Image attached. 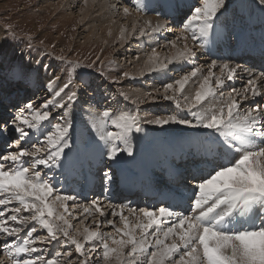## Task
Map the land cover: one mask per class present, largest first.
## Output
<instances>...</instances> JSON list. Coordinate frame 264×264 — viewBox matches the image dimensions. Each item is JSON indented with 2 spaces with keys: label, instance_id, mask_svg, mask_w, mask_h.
I'll list each match as a JSON object with an SVG mask.
<instances>
[{
  "label": "snow or ice",
  "instance_id": "1",
  "mask_svg": "<svg viewBox=\"0 0 264 264\" xmlns=\"http://www.w3.org/2000/svg\"><path fill=\"white\" fill-rule=\"evenodd\" d=\"M256 6L264 13V0H256ZM135 7L143 12L149 5L135 0ZM152 7L174 10L178 5L175 0H156ZM228 9L229 0H201L183 23L184 34L168 41L167 46L175 51L162 57L153 47L138 75L166 73L174 62L195 57L194 49L210 52L214 31L223 25L221 18ZM122 11L125 17L131 15L128 7ZM157 15L163 16L164 12L158 11ZM161 31L172 29L166 23L153 24L145 19L134 23L131 30L122 26L118 40L127 42L133 36ZM189 39L192 47L187 43ZM177 41H184L183 47ZM94 66L95 62L87 65ZM70 67L72 72L62 85L57 84L60 77L45 83L49 98L38 105L28 101L22 107L16 106L14 115L0 127V138L16 134L0 153V240L8 264H61L62 260L64 264H264V70L250 73L241 88L232 86L225 92V86L237 79L242 66L212 59L206 72L203 65L193 67L180 78L141 96L119 93L137 108L161 99L171 101L174 114L141 119L138 113L116 114L109 107L93 117L90 129L110 161H116L121 153L134 155L130 140L134 133L144 132L143 124L203 129L222 138L223 151L207 173L191 176L186 210L177 211L166 204L132 207L109 202L108 218L103 200L97 197L81 205L76 195L58 192L54 176L45 171L65 166L68 150L73 147L72 109L92 88L90 74L81 72L78 75L83 91L77 89L73 73L79 65L70 62ZM32 71L21 61L13 67L11 76L28 84ZM97 71L105 75L102 62ZM123 78L135 77L125 71L112 82L119 83ZM190 82H198L191 97L185 92ZM249 100L254 103L242 110ZM111 180L108 169L103 173V182L107 185ZM80 207L88 215L98 214L95 228L83 226L81 230L79 225L84 222L74 211ZM101 225L111 227L113 232L101 231ZM42 245L59 246L64 251L57 250L46 258L48 248Z\"/></svg>",
  "mask_w": 264,
  "mask_h": 264
},
{
  "label": "rangeland",
  "instance_id": "2",
  "mask_svg": "<svg viewBox=\"0 0 264 264\" xmlns=\"http://www.w3.org/2000/svg\"><path fill=\"white\" fill-rule=\"evenodd\" d=\"M193 1L194 2L191 3V0H176L175 2L180 3V9L175 11L176 20L172 18L174 22L170 23L171 18H169V15L171 13L169 14L166 8L153 9L152 6L156 0H144L143 3L149 5V7L145 8L143 12H140V14H142L141 16L147 17L150 15L159 19L160 23H170L168 26L172 29V31H162L160 34L153 35L151 37L133 36L128 39L127 42H121L117 39L111 43H101L99 40L89 39L93 26L99 25V23L101 24V21L97 22L95 19L100 16V13L104 16H109V14H114V12H116L114 14L115 19H111V21H115L117 25L125 27L128 22L127 17L123 15V7H128L130 9L131 15H129V17L131 20H134L135 18L139 20V12L136 10L134 0H96L93 1L92 4V12L88 11V5L90 4H88V1L85 3V0H0V97H3L2 104H5L4 107H0V127H3V122L5 120H9L14 115L16 106L22 107L23 104L28 101H33L38 105L44 99L49 98L51 94L44 88L45 83L55 77H60V80L57 81V84L59 85L66 82L68 79V73L72 72L70 62L71 65H79L76 69V73H73L74 86L77 89L83 91V86L79 83L78 73L86 72L90 74L92 88L87 91L86 95L80 98L78 105L74 106L72 109V116L70 117L73 122L72 143L73 146L78 145V148L76 150L74 149L73 152H70V150L68 151V159L69 161L79 160L82 163H85L86 161L91 164L87 165L88 172L84 173L82 172L86 169L84 164L79 163L75 166H71V171L74 174H79L78 177L80 179L75 177L68 178V176H65L67 174L63 171L61 173L59 170H53L52 172L45 170L50 177L54 176L53 182L56 184L58 192L76 195L78 198L77 203L85 206L90 204L95 197L103 200L105 206L109 202L113 204L131 205V197L134 196L133 194L120 201H115V199H113L114 196H107L108 192L106 190L108 187H111L115 189L114 195L116 196L118 194L119 197H121V183L118 182H122L124 185L130 184V186L128 185V188L139 186L138 188L142 187L147 190V186L150 188L152 186L153 190L158 191L160 195L167 192L171 194V199L169 198V200H177L185 194L191 195V193H189L191 186L189 187L185 182H188V179L191 178L192 175L199 176L206 174L209 170V166L219 158L223 149L220 145H217L215 141H211L210 143V145H212V149L207 152V158H205L202 154V141L204 143L206 136H208L207 134L213 135L220 141L222 140V138H218L216 134L210 133L208 130L188 129L187 127L178 126V131H168L164 133L163 130H159L161 128L158 126L154 125V128L151 129L147 128L145 124H143L144 132L139 134L134 133L131 137L132 140H134L133 138H136V142L134 140V143L139 145L144 144L141 147V151L139 152L136 160L131 163L129 161L134 160V155L132 157H128L126 154L121 153L120 157L116 161H110L103 155L105 151L104 147L94 139V134L90 129L92 118L98 116L99 112L104 108L109 107L116 114H119L120 111L135 114L134 112L137 111L139 113L141 112L140 114L144 116L145 112H147L150 107L161 109V111H155L159 117H161V115L166 116L176 113L174 104L171 101H164L161 99L157 102L145 103L137 108L135 105L131 104L130 101H124L119 96V93L124 91L129 93L134 98V93L130 90L139 87L138 89L144 91L145 93L150 89V91H153L156 88L162 87L160 76L157 75V73L153 75L145 74L143 76L145 78H140V76H138L139 70L137 71L136 67L139 65L138 63L140 59H146L147 54L150 53L153 47L157 46V51L163 56L171 54V49L170 47H167L166 43L170 40H175L177 37L184 34L183 30L181 32L178 30L183 28V23L187 16L190 15L192 9L199 6L201 2V0ZM160 2L163 1L160 0ZM112 4H115L116 7H111ZM184 4H191V6L190 8L183 7ZM117 10L119 13H122L119 17ZM107 11L109 13H105ZM158 11H163L165 17L163 18L160 15H157ZM255 17L256 19L253 20ZM248 18H252V20ZM221 20L223 21V25L218 27L215 31L218 35L217 37L222 41L221 43L209 46L210 52L206 51L210 55L209 60L205 62L202 61L200 58L204 57L206 54L201 53L200 51L202 50L195 49L199 51L196 53V57L193 59L186 58L187 60L183 62L185 65H182L183 63L178 65L180 64L179 62H177L178 64L175 66L169 65V70L165 73L168 82L180 78L183 73L188 72L193 67L201 65L206 67L212 59H217L221 62L227 61L233 65L237 63L240 65L245 64L246 62L244 61L243 63L242 59H239L238 56L234 57L233 60L228 58V55L236 54L238 51L244 52V54H248L249 52H258L262 55V52H264V49H262L264 46V13H262L256 6V0H229L228 12L225 17L221 18ZM126 26V28L131 30L132 25ZM175 30L178 32L175 33ZM153 37H156L158 41L163 42L164 45L158 46L155 42L157 40L150 39ZM190 42H192L191 39H189V43ZM239 42L244 43L246 46L245 51L237 50L238 48L235 46ZM177 43L179 45L181 41H178ZM158 44L161 45L160 42H158ZM191 45L190 47H192ZM222 45L224 46L221 48ZM179 47L183 46L179 45ZM216 49H221L220 52L224 51V56ZM137 55L140 57L139 60L135 59ZM61 56L65 59H59ZM97 57H99V60H97ZM21 61L24 65H30L33 69L31 73V81L28 84L19 83L12 79L11 76L13 67L19 66ZM91 62H95V66L91 68L87 67V65ZM101 62L102 70L105 73L104 76H101L99 71H97L98 68H101ZM260 65H262V63ZM245 66L247 67L246 70H250L247 65ZM205 67L203 70L206 72L207 68ZM173 68H175V70L171 72ZM125 71L131 73L135 78H123L119 80V83L112 82L115 78L121 77ZM250 73L254 74L249 71L245 72L241 67L238 72L237 79L226 85L223 91L227 92L232 86L237 89L241 88L246 83ZM38 79L41 81L40 83L38 82ZM240 80H242V82H239ZM147 82H151L152 87L147 86ZM192 86L196 88L198 84H196V82H190L185 89L186 94L190 97L194 95L191 88ZM82 99L87 103V106L94 107L93 111H87L81 107L85 106L83 101H81ZM207 103L208 102L206 101L205 104ZM253 103L254 101L249 100L245 102V105L248 106ZM245 105L242 106V110ZM95 107L97 110H95ZM115 108L120 110H116ZM164 110L168 113H164ZM80 112L82 113L80 114ZM180 115H185V113L181 112ZM142 119H145V117H142ZM175 133L178 134L176 138H173ZM15 135V133H11L7 139L0 138V149L5 150L6 143L8 140L15 139ZM140 138L144 142L148 143H143L140 141ZM79 147H81L79 151L80 154L77 152ZM185 149L195 151V154L192 153L191 156L186 155ZM2 150H0V153L3 152ZM174 150H182L179 157L176 156L175 158L173 153ZM135 156H137V154ZM139 158L143 161L144 165H137ZM125 161H128L129 163L124 164ZM96 165L106 166L102 168L103 170L106 168L105 171L108 168L114 169L112 180L109 183L112 184L110 186L108 184L105 185L102 177L99 178L95 191L94 188L93 190L92 188L91 190L82 189V187L87 186L88 184L91 186L92 183H94L92 178L95 179L97 176H101L105 172L102 169H96ZM121 166L127 167L121 168L122 170L119 176L118 168ZM148 166H151V169L153 168L151 173H149ZM182 167L185 169L184 172L182 171L183 169H181ZM61 170L62 169H60V171ZM178 171H182L180 175V172ZM140 173L142 176L136 178L135 176H138ZM85 174L91 178H86ZM117 176H119V179H117ZM163 176H165V179ZM152 178L155 181L152 182ZM178 178L181 191L179 189L175 191V189L172 190L168 188V185H166L168 183H172L170 187L175 188L173 184L178 183ZM188 184L190 185L189 182ZM106 186L108 187L106 188ZM138 190L140 192V197L137 198H140V205L138 204L139 206L137 205L136 207H145L146 204L144 203L146 200L143 199L144 195L141 194V189ZM185 190L189 192H185ZM136 195L134 197H136ZM187 197L189 200L190 196ZM142 199L143 202L141 203ZM152 199L154 200L155 198ZM164 200L165 198L161 200L158 199L157 202H155V204H157L156 207L160 204L163 205V203H165ZM184 202L186 204L185 199ZM167 205H169L168 202ZM187 205L189 204H186V208H182V203L178 201L171 203L169 206L173 207L177 211H182L183 209H187ZM74 210L77 217H79L78 219L84 222L82 226L79 225L81 230L83 229V226H90L92 228L96 227V223L100 219L98 214L88 216L87 213H84L83 207L75 208ZM104 210L109 213L108 218H111V209L104 208ZM116 219L118 220V218ZM129 219L135 223L133 217H129ZM72 223L76 225L77 221L72 220ZM100 230L106 233L113 232L111 227H104L103 225H101ZM2 243L4 242L0 240V264H8L7 258L2 255ZM42 246L48 248V253H45L46 258L54 256L55 252L59 249L60 251H64V249L59 246ZM98 253L102 255V251L99 249ZM72 259H75V255ZM61 264H64L63 260L61 261Z\"/></svg>",
  "mask_w": 264,
  "mask_h": 264
},
{
  "label": "bare ground",
  "instance_id": "3",
  "mask_svg": "<svg viewBox=\"0 0 264 264\" xmlns=\"http://www.w3.org/2000/svg\"><path fill=\"white\" fill-rule=\"evenodd\" d=\"M88 1V4H90V5H88V11H90V12H92L91 10H92V7H93V1H96V0H87ZM163 2H164V0H162ZM176 1V0H175ZM134 2H135V0H134ZM143 2H144V0H143ZM194 1L193 0H191V3H193ZM176 4L178 3V2H175ZM178 5V7L177 8H175L174 10H169V9H167V11L169 12V18H171L170 19V23H173L174 21H173V19L172 18H174L175 20H176V17H175V11H177L178 9H180L179 7H180V3H178L177 4ZM190 6H191V4H184L183 5V7H187V8H190ZM120 7V6H119ZM182 7V8H183ZM70 8V7H69ZM71 9V8H70ZM84 9H85V7H84ZM94 9V8H93ZM87 11V12H88ZM86 12V13H87ZM117 12H118V17L119 16H121L120 14H122V13H119V11L117 10ZM105 13H109L108 11L107 12H105ZM116 12H114V14H115ZM114 14H109V16H104V15H102V13H100V16H98L95 20L98 22V21H101V24L99 23V25H94L93 26V28H92V32H91V34L89 35V39H96V40H99V42H101V43H111V42H113V41H115V40H117L118 39V37H119V31H120V28L122 27V26H119V25H117V23L115 22V21H111V19L113 20V19H115L114 17ZM93 15V14H92ZM113 15V16H112ZM142 14H140V12H139V20H137V18H135L134 20H131L130 19V17L128 16L127 17V24L126 25H133L134 23H141V22H143V20H145V19H148V20H151L152 22H153V24H157V23H160V20L159 19H157V18H155L154 16H147V17H142L141 16ZM83 16V15H82ZM161 17H165L164 15L163 16H161ZM248 19H250V20H252V18H248ZM254 19H256V17L255 18H253V20ZM94 21V20H93ZM166 21H167V19H166ZM252 22V21H251ZM250 22V23H251ZM168 23V22H167ZM170 23H168L167 25H169ZM161 24H165L164 22H161ZM125 25V27H127ZM131 27V26H130ZM182 28V27H181ZM183 30V28L181 29V30H178V31H182ZM177 30H175L174 32L176 33V32H178ZM162 32V31H161ZM109 33H111V35H109ZM170 33V32H169ZM158 34H160V32L159 33H155V34H152V35H149L150 37L151 36H153V35H158ZM218 35H217V33H216V31H214V35H213V37H212V43H210V45H213V44H217V43H221V39L220 38H218L217 37ZM146 37V36H145ZM157 37V36H156ZM156 37H153V38H150V39H154V40H157V38ZM244 37V36H243ZM249 37V36H248ZM88 39V40H89ZM169 39V38H168ZM167 39V40H168ZM153 40V41H154ZM264 41V40H263ZM156 42V44L158 45V46H163L164 44H163V42H161V41H155ZM158 42H160L161 43V45L160 44H158ZM178 42V41H177ZM183 43H184V41H181V43L179 44V45H181V46H183ZM187 43H188V45L190 46L191 45V43L192 42H190L189 43V40L187 41ZM167 44V43H166ZM178 45V46H179ZM209 45V46H210ZM156 46V45H155ZM192 46V45H191ZM224 45H222L221 46V48L223 47ZM157 47V46H156ZM167 47H169V46H167ZM236 48H238L237 50H243V51H245L246 50V46L244 45V43H241V42H239V43H237V45L235 46ZM229 48V47H228ZM262 49H264V46L262 47ZM262 49H260V50H262ZM195 50V49H194ZM217 51H219V53L221 54V55H223V53H225L224 51H222V52H220L221 51V49H216ZM171 52H173V51H175L174 49H171L170 50ZM195 51H197L196 53H198L199 51L198 50H195ZM170 52V53H171ZM201 53H203V54H206V55H204V57H202V58H200V59H202V61H208L209 60V58H210V55H209V53L208 52H206L205 50H202V51H200ZM238 53V54H237ZM236 54H230V55H228V58L230 59V60H233L234 59V57H236V56H238V58L239 59H242V62L244 63V61L246 62L245 64H242L241 66H242V68H243V70L246 72V71H249V72H253L254 74L255 73H258V72H260L262 69H264V52H262V55L260 54V53H258V52H249L248 54H244V52H241V51H238ZM216 54H218V53H216ZM161 55V54H160ZM233 55V56H232ZM162 57H163V55H161ZM224 56V55H223ZM232 56V57H231ZM196 57V56H195ZM194 58V57H193ZM193 58H191V59H193ZM227 58V59H228ZM237 58V59H238ZM199 59V58H198ZM187 59H183V60H179V61H177V62H179L180 64H178L177 62H174L173 64H172V66H175L176 64H178V65H181L183 62H185ZM195 60V59H194ZM198 61V60H197ZM143 63H144V59L142 58V59H140L139 60V65L136 67L137 68V71L143 66ZM248 63H251V64H248ZM262 63V65H260ZM195 64V63H194ZM182 65H185L184 63L182 64ZM197 65V64H196ZM245 65H247L248 66V68H250V70H246L247 69V67L245 66ZM260 65V66H259ZM187 66V65H186ZM206 68V67H205ZM173 70H175V68H173L172 70H171V72L173 71ZM136 71V72H137ZM190 71V70H189ZM136 72H134V73H136ZM38 74H39V71H38ZM153 74H155V73H152V75ZM147 75V74H146ZM157 75H159L160 76V81H161V85L163 84V83H166V82H168V80H167V76H166V74L165 73H157ZM139 76V75H138ZM141 78V77H140ZM143 78H145V77H143ZM35 79V78H34ZM40 79V78H39ZM38 79V82L40 83L41 81ZM138 80V79H137ZM136 80V81H137ZM140 80H142V79H140ZM144 80V79H143ZM141 82V81H140ZM239 82H242V80H240ZM148 84H147V86H151L152 84H151V82H147ZM196 84H198V82H196ZM236 84H240V83H236ZM135 86V85H134ZM133 86V87H134ZM140 86V85H139ZM154 86H156V85H154ZM131 87V86H130ZM152 87V86H151ZM139 88V87H138ZM138 88H136V89H133V90H130V91H132L133 93H134V98L135 97H137V96H141V95H143L144 94V91H142V90H140V89H138ZM192 88V90H193V92H195V90H196V88H194V86H192L191 87ZM29 89V88H28ZM146 89V88H145ZM144 89V90H145ZM151 90V89H150ZM149 90V91H150ZM152 90H153V88H152ZM24 91H26V90H24ZM23 92V91H22ZM87 99V98H86ZM257 99H259V98H257ZM81 101H83V99L81 100ZM83 103H84V105L85 106H81V107H83L85 110H87V111H93V106H87V103L86 102H84L83 101ZM173 105V104H172ZM5 106V104H1L0 105V107L2 108V107H4ZM247 105H245V107H246ZM172 107V106H171ZM96 108V107H95ZM165 108H167V107H165ZM116 110H120V109H118V108H115ZM170 109V108H169ZM175 109V108H174ZM95 110H97V108L95 109ZM157 110H159V111H161V109H157V108H149V110L147 111V112H145V114H144V116H142L139 112H137V111H135L134 113L135 114H139V116L141 117V119H142V117H145V119H150V118H155V117H159V115L158 114H156V112L155 111H157ZM146 111V110H145ZM121 112V111H120ZM144 112V111H143ZM82 112H80V114H81ZM164 113H168V112H165V110H164ZM181 114V113H180ZM162 116V115H161ZM145 126L147 127V128H154V125H150V124H145ZM159 128H161V127H159ZM189 129V128H188ZM159 130H163V132L164 133H166V132H168V131H178V125H168V126H165L164 128H161V129H159ZM156 132H158V131H156ZM146 134H147V132H146ZM177 134L178 133H175L174 135H173V138L175 137L176 138V136H177ZM150 135V134H149ZM208 136H206V138H207V140H206V138H205V141H204V143H203V141H202V145H203V147H202V154H203V156L205 157V158H207L206 157V154H207V152L209 151V150H211L212 148H211V146L212 145H210V143H211V141H215L216 143H217V145H220V140L219 139H216L213 135H211V134H207ZM161 137V136H160ZM170 137V136H169ZM158 138V137H157ZM134 140L136 139V138H133ZM141 139V138H140ZM148 139V138H147ZM152 139V138H151ZM188 139V138H187ZM134 140H130V142L131 143H133L132 145H133V148H134V160H132V161H129V162H133V161H135L136 160V158L138 157V154H139V152L141 151V147L144 145V144H136V143H134ZM138 140H139V138H138ZM154 140V139H153ZM140 141H142L143 143H146V142H144L142 139L140 140ZM173 141V140H172ZM189 141V140H188ZM135 142H136V140H135ZM193 142V141H192ZM138 143H139V141H138ZM148 143V142H147ZM146 143V144H147ZM159 143V142H158ZM157 143V144H158ZM162 143V142H161ZM190 143V142H189ZM163 144V143H162ZM161 144V145H162ZM192 144V143H191ZM159 145V144H158ZM157 145V146H158ZM215 145V144H214ZM78 145H75V146H73L71 149H70V152H73L74 151V149L76 150L78 147H77ZM80 146V145H79ZM83 146H84V144H83ZM193 146V145H192ZM152 147V146H151ZM194 147V146H193ZM198 147V146H197ZM80 149H81V147H79V150H77V152L79 153V151H80ZM87 149V148H86ZM0 150H2V149H0ZM149 150H151V149H149ZM2 151H5V150H2ZM69 151V150H68ZM167 151V150H166ZM103 152V151H102ZM177 152V153H176ZM190 152V153H189ZM174 156H175V158H176V156L177 157H179L180 156V154L182 153V150H178V151H175L174 150ZM192 153H194L195 154V151H189V150H187V149H185V154L186 155H192ZM68 154H69V152H68ZM80 154V153H79ZM78 154V155H79ZM137 154V156H135ZM162 154V153H161ZM169 154V153H168ZM141 155V154H140ZM139 155V156H140ZM148 155V154H147ZM149 156V155H148ZM165 156H167V155H165ZM79 158V157H78ZM144 159V158H143ZM174 159V158H173ZM88 160V159H87ZM138 160V159H137ZM139 160H140V158H139ZM137 161V165H142L143 164V161ZM162 160V159H161ZM84 161H85V159H84ZM169 161V160H168ZM118 162V161H117ZM116 162V163H117ZM128 161H125V163L124 164H127V163H129ZM84 164V167H86V169H84L82 172L84 173V172H88V168H87V165L88 164H91L90 162H86L85 161V163H82L81 161H79V160H75V161H69V159L67 160V162H66V164H65V166L62 168V170L60 171L59 170V172H61L62 173V171L65 173V174H67V175H65V176H68V178L69 177H75V178H79L78 176H79V174L77 175V174H74L72 171H71V166H75V165H77V164ZM115 163V164H116ZM167 163V162H166ZM113 164V163H112ZM118 165V164H117ZM144 165V164H143ZM146 165V164H145ZM148 165V164H147ZM161 165V164H160ZM178 165V164H177ZM135 166V165H134ZM159 166V165H158ZM103 167H106V166H104V165H96V169H102ZM127 167V166H126ZM126 167H123V166H121L120 168H118V170H116V171H118V175L120 176V174H121V168H126ZM131 167V166H130ZM138 167H140V166H138ZM81 168V167H80ZM129 168V167H128ZM73 169V168H72ZM105 169L106 168H104V170L103 171H105ZM109 169V168H108ZM107 169V170H108ZM111 169V172H112V174H114V169H112V168H110ZM153 169V168H152ZM152 169H151V166H148V170H149V173H151V171H152ZM181 169H183L182 171L184 172L185 171V169H184V167H182ZM113 170V171H112ZM131 170V169H130ZM47 171V170H46ZM53 170H51L50 172H52ZM115 171V172H116ZM181 171V172H182ZM55 172V171H54ZM123 172V171H122ZM178 172H180V171H178ZM181 172L179 173V175L181 174ZM100 173V172H99ZM52 174H54V173H52ZM86 175V174H85ZM117 175V174H116ZM115 175V176H116ZM134 175V174H133ZM137 175V174H136ZM119 176H117L118 178L117 179H119ZM142 175H141V173L140 174H138V176H135L136 178L137 177H141ZM175 176H178V175H175ZM103 177V174L101 175V176H97V178H92L93 180H94V183H92V185L90 186V184H88L87 186H84V187H82V189H88V190H91V188H92V190H93V188H94V191H95V187L98 185V181H99V178H102ZM160 177H161V175H160ZM86 178H91V177H89V176H87L86 175ZM163 178L165 179V176H163ZM80 179V178H79ZM152 180V182L153 181H155L153 178L151 179ZM179 178L177 179V182L178 183H175V184H173L174 185V187L175 188H173V187H170L171 185H172V183H168V184H166V185H168V188H170V189H175V191L177 190V189H179L180 191H181V189H180V184H179ZM66 181V180H65ZM191 178H189L188 179V182L190 183V185L188 184V182H185L186 183V185H188L189 187L191 186ZM184 182V181H183ZM118 183H121V197H119V195L117 194L116 196L114 195L115 194V189L114 188H111V187H108V186H106V188L108 187V189L106 190L108 193H107V196H114V198L113 197H110V198H113V199H115V201H120V200H123V199H126V198H128L129 196H131L132 194L135 196L136 194H138V195H136V197H131V198H129V199H131V202H132V204H131V206L132 207H136L139 203H140V198L138 199L137 197H140V192H139V190L138 189H141V194L142 195H144L143 196V199H145L146 200V202L144 203V204H146V206H148V207H153V206H157V204H155V202H157V200L159 199V200H161V199H164L165 198V203H163V205H167V202H168V204L170 205L171 203H173V202H178V201H180L181 203H182V208H186V204H189V200H188V197L187 196H190V194H188V195H184L183 197H180L179 199H177V200H169V198L171 199V194L170 193H167V192H165L163 195H160L159 194V192L158 191H156V190H153V188H152V186H151V188L149 187V186H147V190L146 189H143L142 187H140V188H138V187H133V188H128V185L130 186V184H126V185H124L122 182H118ZM148 183V182H147ZM167 183V182H166ZM182 183V182H181ZM112 184V183H111ZM111 184H108L109 186L111 185ZM183 185H184V183H183ZM119 186V185H118ZM167 188V187H166ZM169 189V190H170ZM105 191V192H106ZM171 191V190H170ZM98 192V191H97ZM136 192V193H135ZM139 192V193H138ZM183 192H184V190H183ZM185 192H189V191H186L185 190ZM190 193V192H189ZM96 198V197H95ZM152 198H155L154 200L152 199ZM128 199V200H129ZM143 199L141 200V203L143 202ZM184 199H185V201H186V204H185V202H184ZM176 204V203H175ZM140 205V204H139ZM138 205V206H139ZM162 204H160L159 206H161ZM175 206V205H174ZM188 206L189 205H187V208H188ZM105 208L106 209H109L108 207H107V205L105 206ZM184 210V209H183ZM75 211V210H74ZM82 211V210H81ZM80 214V213H79ZM89 216V215H88ZM79 218V217H78ZM82 218V217H81ZM80 226H82V225H80ZM3 244V243H2ZM60 250V249H59ZM48 253V252H47ZM46 253V254H47ZM1 262V261H0ZM5 262V261H4ZM6 263V262H5Z\"/></svg>",
  "mask_w": 264,
  "mask_h": 264
}]
</instances>
